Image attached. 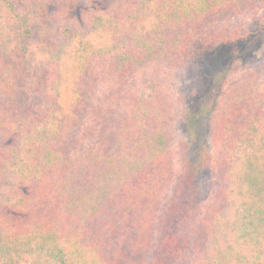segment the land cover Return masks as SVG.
<instances>
[{
	"label": "trees",
	"instance_id": "trees-1",
	"mask_svg": "<svg viewBox=\"0 0 264 264\" xmlns=\"http://www.w3.org/2000/svg\"><path fill=\"white\" fill-rule=\"evenodd\" d=\"M51 1L0 0V264H142L174 173L171 102L161 92L124 102L120 88L150 58L202 57L239 41L248 32L227 20L260 0H130L60 26ZM82 1L90 6L64 0ZM263 99L236 96L216 117L219 157L203 143L181 168L176 207L192 224L195 264H264ZM87 109L97 115L89 127ZM183 121L193 136V120ZM210 167L221 185L196 219L188 183ZM160 237L167 263L183 236Z\"/></svg>",
	"mask_w": 264,
	"mask_h": 264
},
{
	"label": "rangeland",
	"instance_id": "rangeland-1",
	"mask_svg": "<svg viewBox=\"0 0 264 264\" xmlns=\"http://www.w3.org/2000/svg\"><path fill=\"white\" fill-rule=\"evenodd\" d=\"M128 1L130 0H90V6H87L85 1L68 5L64 0H54L49 3L48 15L51 20L56 21L54 24L60 26L68 20L83 18L86 15V7L105 10L116 7L120 2L127 4ZM262 17H264V0L227 20L231 29L239 28L243 32H248L239 41L224 45L218 51L207 53L202 57L150 58L120 88L124 102L129 101L134 94L150 97L156 92H161V95L171 102V123L166 128L174 173L168 186L160 192L155 213L152 214L153 222L147 227L153 234V240L144 260L141 261L142 264H195L199 260L197 253L189 252L192 248L197 249V245L191 239L192 224L180 222L183 211L180 210L179 214L176 207L177 191L180 187L183 188L182 184L185 185V182L182 183L180 180L181 168H184L186 158L194 156L196 151L193 148L197 150L203 143H207L213 156L219 157L217 153L221 147L219 143L223 132L216 129V117L227 104L236 99V96L244 93L250 96L264 95V30L258 28L259 19ZM229 67L231 72L227 78H224V72L230 69ZM99 71H101L100 66L96 74L99 79L97 86L101 93L100 91L109 84L103 81ZM47 73L48 71L43 72L38 78L35 90L38 95V89L44 90L47 87ZM216 98L218 103H214ZM87 102L91 101L85 103ZM86 112V124L89 127L96 122L97 115L94 110L87 109ZM184 117L193 120V136L183 121ZM90 130L92 129L87 130V133L91 134H87L86 139L95 137L96 132ZM191 136L194 140L189 141ZM3 140L4 136L0 135V142ZM220 185L221 178L215 167L202 170L192 182L188 183L190 193L184 202L191 203L192 217L201 218L204 208L213 202ZM181 199L184 200L183 197ZM173 220L175 225L172 224ZM166 231L180 233L183 236L182 246H176L175 255L170 254L167 263L160 260L156 252L160 247V236ZM184 254L186 259L183 257Z\"/></svg>",
	"mask_w": 264,
	"mask_h": 264
}]
</instances>
